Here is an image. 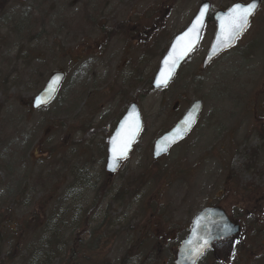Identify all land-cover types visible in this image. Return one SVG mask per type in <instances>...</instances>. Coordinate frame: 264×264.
<instances>
[{
  "label": "rangeland",
  "instance_id": "rangeland-1",
  "mask_svg": "<svg viewBox=\"0 0 264 264\" xmlns=\"http://www.w3.org/2000/svg\"><path fill=\"white\" fill-rule=\"evenodd\" d=\"M204 1L211 15L253 0H0V264H60L71 251L79 264H173L207 207L243 229L239 264H264V0L206 69L212 22L169 86L151 88ZM53 73L64 75L55 99L33 111ZM195 101L192 131L153 160ZM130 103L143 132L109 176L108 138Z\"/></svg>",
  "mask_w": 264,
  "mask_h": 264
},
{
  "label": "water",
  "instance_id": "water-1",
  "mask_svg": "<svg viewBox=\"0 0 264 264\" xmlns=\"http://www.w3.org/2000/svg\"><path fill=\"white\" fill-rule=\"evenodd\" d=\"M253 2L256 4V8L254 10V13L249 17V21L254 16L260 5V0H253L248 4ZM237 4H239L241 7H245L248 5L235 3L226 11H217L213 14L212 20L215 25V32L208 51L202 61V69H206L210 65V63L220 54L232 48L236 44L238 37L241 36L248 27L247 26L238 37L233 39L230 44H225L222 46L221 24L223 20L227 18L230 10ZM210 8L211 7L209 2H202L199 5L193 18L190 20L188 26L182 32L173 37L169 47L167 48L165 54L159 62L155 75L152 78L151 88L153 90L166 89L172 82L176 74L179 72L180 68L185 63L187 58L192 55L198 48L202 33L204 31V27L208 19ZM202 9L204 10V15L202 17L201 25H198V31L192 32L189 36H186L184 40H179L180 37L184 36L185 33H188L192 28V25L196 21V18L200 15ZM189 41L191 42L190 46ZM185 48H187V51H185ZM170 56L175 59V65L172 67L171 75L170 77H167L166 85L161 84L160 86H157V80L161 78V72H168L169 65H166L164 61ZM63 79L64 76L62 73L52 74L48 78L44 88L33 98L31 104L32 109L37 110L50 104L53 101L59 87L61 86ZM38 100L40 101L39 104H37ZM201 108L202 103L200 101L193 102L181 117V119L169 131L155 140L152 148V158L154 160L165 156L172 146L183 140L190 133V131L196 124ZM126 120L129 121V123L133 121L138 122L139 129L135 132L134 138L128 145L125 157L123 159H117L114 162L113 141L115 140L117 142V146H119L121 137H118L117 134L121 133V136H123V134L126 132L127 125H125L124 129H122L121 127L125 124ZM186 120H190V123L186 124ZM142 130L143 123L140 115V110L135 103H130L108 139L105 171L109 174V176L114 175L120 167L122 161L126 160L129 157L134 145L136 144L139 136L142 133ZM239 230L240 227L232 223L221 208L210 207L202 209L193 219L187 237L180 243L178 251L175 255L174 264H195L199 260V258L211 248V245L214 242L222 239L225 240L228 237L234 236L239 233Z\"/></svg>",
  "mask_w": 264,
  "mask_h": 264
},
{
  "label": "snow or ice",
  "instance_id": "snow-or-ice-1",
  "mask_svg": "<svg viewBox=\"0 0 264 264\" xmlns=\"http://www.w3.org/2000/svg\"><path fill=\"white\" fill-rule=\"evenodd\" d=\"M256 8V4L250 3L245 7H241L239 4L235 5L229 12L226 19L223 20L221 24V32H222V39L221 44L222 46L225 44H230L233 39L238 37L242 31L245 30V28L249 24V17L254 13V10ZM204 15V10L202 9L200 12V15L196 18V21L192 25V28L189 30L188 33H185L184 36L180 37L179 40H184L186 36H189L192 32L198 31V25H201L202 23V17ZM189 41V46H190ZM175 50V49H174ZM185 51H187V48H185ZM171 61V63H170ZM164 63L166 65H169L168 72H161V78L157 80V86H160L161 84L166 85L167 84V77H170L172 67L175 65V59H173L171 56L167 58ZM40 101H37V104H39ZM185 123H190V120H186ZM125 125H127V130L121 136V133H118L117 136L121 137L120 144L117 146V142L113 141V161L117 159H123L125 157L127 147L131 143V140L135 136V132L139 129V124L136 121H133L129 123V121H125V124L122 125V129L125 128Z\"/></svg>",
  "mask_w": 264,
  "mask_h": 264
},
{
  "label": "flooded vegetation",
  "instance_id": "flooded-vegetation-1",
  "mask_svg": "<svg viewBox=\"0 0 264 264\" xmlns=\"http://www.w3.org/2000/svg\"><path fill=\"white\" fill-rule=\"evenodd\" d=\"M226 9H228V7ZM211 18L212 16H210L209 18L212 21ZM139 32L142 33L143 29H141ZM189 230H190V227H189ZM243 237H244V232H243V229L240 228V231L238 234L228 237L225 240L222 239V240L214 242L211 245V248L207 250L200 257V259L196 262V264H239L240 263L239 256H240L241 250L243 249L242 245L244 244ZM225 256L227 258H225ZM173 264H174V260H173Z\"/></svg>",
  "mask_w": 264,
  "mask_h": 264
},
{
  "label": "trees",
  "instance_id": "trees-1",
  "mask_svg": "<svg viewBox=\"0 0 264 264\" xmlns=\"http://www.w3.org/2000/svg\"><path fill=\"white\" fill-rule=\"evenodd\" d=\"M211 23L212 21L209 19L208 20V23ZM176 78V77H175ZM26 225V227H28V224L27 223H25V224H23V226H25ZM23 226H22V228H20L21 230H23L24 231V228H23ZM35 226V225H34ZM6 228V227H5ZM7 230H9L10 231V229H8V228H6ZM11 232L13 233V235L14 234H16V230L15 229H11ZM25 232V231H24ZM18 235L19 234H17V237H18ZM17 237H15V241L18 239ZM64 259H66V257L65 258H63L61 261H60V264H72L73 262H76L77 264H79L78 263V261H76V254L73 252V251H71V255L68 257V259H67V261H65ZM66 262V263H65ZM81 264V263H80Z\"/></svg>",
  "mask_w": 264,
  "mask_h": 264
}]
</instances>
